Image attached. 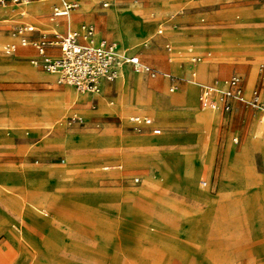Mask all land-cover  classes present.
Returning a JSON list of instances; mask_svg holds the SVG:
<instances>
[{"label":"rangeland","instance_id":"obj_1","mask_svg":"<svg viewBox=\"0 0 264 264\" xmlns=\"http://www.w3.org/2000/svg\"><path fill=\"white\" fill-rule=\"evenodd\" d=\"M157 1L98 0L91 6L81 4L84 11L88 10L85 14L89 16V19L83 22L86 27H92L94 31L103 30V24L95 23L93 19L97 20L96 12L104 11L105 14H99V17L100 20L102 16L105 17L103 19L105 32L111 35V39L116 41L120 49L128 54L137 51L135 55H138L156 71L153 76H148L145 71H135L132 74V71L128 70L115 78L114 87L117 96L114 103L116 105L150 104L149 95L145 98L141 97L144 87L164 97L170 94V96L180 95L175 93H181L184 89L182 84L187 81H190L189 88H193L196 96L198 85L205 83L207 79V72L209 76L206 83L215 86H217V80L224 82L234 72H237L244 80L250 69L253 73V83L252 79L249 80L248 90L259 80L258 73L264 71V55H252L251 52H245L242 48L233 47L238 46L239 42L250 33L249 29L240 28L233 35L223 40L220 38L217 49L226 52H211L210 54H207V46L203 44V41L188 40V44L181 51L179 47L173 45L177 43L174 38L171 39L172 47L166 37L161 42L154 40L157 36H164L167 30L175 29V25L193 26L187 28L188 31L179 29L182 36L200 35L208 28L211 33H214L218 29L214 25L221 21L232 26L237 23L241 19L239 11L231 13L225 11L222 14L221 0H182L171 9L159 4L155 5L154 10L165 9L157 12L150 8ZM262 1L264 0H255L254 4L259 5ZM103 2H108V6L102 7ZM79 8L78 3V7L73 12H78ZM44 11H46L45 1L0 5V14L5 15L1 18L5 21L0 25V32L13 36L12 25L14 23L25 21L31 23V12L43 13ZM137 11L141 18L153 23L156 20V22L151 28L146 26L148 30L142 36L132 42H127L131 24L123 16L134 13L135 18L139 19ZM109 13L114 16L115 21L106 19ZM72 15L65 19L71 21ZM236 15L240 16L235 18ZM44 16L46 19L47 15ZM141 18L140 21L147 25L148 22ZM57 24L58 22H54L51 25L56 26ZM159 28L162 29L161 34H157ZM147 36L151 47L149 50H144L142 45L147 40L145 38ZM7 41L14 42L6 37L0 39L1 43ZM163 44H168V48L161 50ZM244 47L252 50L257 45L247 40ZM176 50H180L181 54L177 55ZM183 52L189 58L184 57L179 60ZM227 52L241 55H230ZM195 55L198 56L194 60L190 59ZM3 57L29 65V58L19 55V52ZM169 57H171L169 63L173 72L179 64L182 68L193 65L192 72L190 68L183 75L170 73L167 70ZM34 69L40 70L39 68ZM112 85L113 81L107 84L104 91L99 88L93 95L86 97L77 95L73 91L67 92L60 87L54 88L70 98L67 107L54 123L63 130L65 137L72 144V152L67 150L63 152L64 155L42 156L28 149L14 154L0 151V163L2 165L10 163L14 167V169L0 170V256L6 252L9 256H13V258L8 257L5 264H34L35 259L42 260L44 264H179L175 262L176 257L158 258V250H172L176 247L189 250L191 247L188 244L191 241L197 242L203 239L207 219L214 206L211 194L217 190L221 160L225 150L231 158L247 137L243 147H249L252 141L254 143L258 141L257 143L261 144V139L257 138H264L262 126L259 128L257 124L254 129L259 128L257 131H244L241 129L240 120L237 119L229 129L224 119H221L220 113L208 108H204V111L218 113L212 130L179 120L171 126L169 124L160 126L161 131L158 135H154L150 129L132 128L126 119L129 114L135 113L132 111L123 117L118 114L105 115L100 118L86 116L85 113L88 114L98 107L102 98H109L116 94ZM51 90L52 85L46 79L0 80V94L15 96L19 99L49 94L52 93ZM185 95L182 94L184 97ZM93 97H96V100H93ZM193 100L191 96V102L186 101V106H192L193 103L195 105ZM106 105L111 106L109 103ZM131 107V109L135 108ZM99 111L102 110L99 109ZM104 111L112 112L109 108ZM197 120L203 122L205 126H208L210 121V119ZM33 127H43L46 130L50 128L42 120L31 123L28 119H13L8 123H0V130H5V134L16 132L15 142H21L24 146L36 142V136L29 138L26 134ZM193 128L197 130L203 143L210 142L213 147L211 171L214 187L212 192L208 187L201 188V185L197 184L198 180L209 179V175L198 169L191 159L184 160V164L178 169L167 168L168 173L159 172L158 166L152 161H133V155L140 153L137 152L138 150L142 152L149 150L148 146L136 143L138 140L135 137L141 135L157 137L167 131L184 132ZM106 131L113 137L109 145H99L90 138L91 135ZM234 135L238 136L236 144L232 142ZM252 135L256 136V140H252ZM43 141L45 142L46 139H42L41 142ZM172 145L158 143L155 149H169L173 148ZM252 159L256 174L264 175V163L258 150L253 152ZM245 164H242V167L245 168L243 170H247L246 180L250 185L251 173L248 172L249 169ZM107 166L110 168L107 169ZM64 168L67 173L64 172ZM169 171L179 172L182 179L194 188L195 193L200 195L202 202L198 209L199 213L186 209L185 205L176 207L169 202L173 194H165L167 193L166 188L162 186L160 179L163 178L168 185L178 184L181 181L178 176ZM64 176L69 177V180H63ZM136 176L139 180L135 182L133 179ZM147 193L150 194L147 195L148 197L145 196L144 200V195ZM159 197L163 199L159 201ZM82 199H86L87 202L78 201ZM226 199V195L221 194V198L218 196L215 200L217 207L206 233V243L212 248L207 256L212 264L216 263V255L221 260V254L227 259L226 262L224 261L225 264H232L234 260L244 257V247L252 243L246 222L240 215L239 206L227 205L224 203ZM220 200L221 208L218 206ZM187 204L196 205L197 202L188 200ZM181 207L185 208L183 209L185 213L193 212L197 219H185L186 225L179 232H175L176 240L171 244L166 239L167 235H164L166 232H163L164 227L157 218L169 224L178 225L181 220L176 213L182 211ZM260 209V204L256 205L255 211ZM99 215H104L105 218ZM88 230H90L88 239L90 242L95 241L96 246L91 245V247L89 241L87 243L82 239V234L87 233ZM262 236L264 237V221ZM76 238L78 240H75ZM161 238L165 243L161 241ZM4 239L11 247V252L8 251L9 247ZM116 241L120 247L125 248L121 250V253L113 246ZM245 260L246 264H253L252 258L245 256ZM219 263L221 264V261Z\"/></svg>","mask_w":264,"mask_h":264},{"label":"crops","instance_id":"obj_2","mask_svg":"<svg viewBox=\"0 0 264 264\" xmlns=\"http://www.w3.org/2000/svg\"><path fill=\"white\" fill-rule=\"evenodd\" d=\"M46 2V11L43 13H35L31 12V23L28 21L25 22H16L12 25V31L14 27L18 24H23L27 26H31L32 30L25 33V36L28 40H36L39 38L40 34L46 35L48 39H53L56 34H63L68 30H79L81 25H85L83 22L87 21L89 16H87L85 13L88 10L84 11V7L81 6V4L84 6H91L94 3H96L93 0H80L79 1V11L74 13L72 10L68 15L66 16H59L55 17L53 19H50L51 15V9L53 4L57 3L53 0H44ZM182 0H158L150 8L154 10L155 5H161L166 7L167 9L174 8L179 2ZM255 0H221V12L222 14L227 11V13H231L234 11H239L241 13V19L237 21L233 26L228 24L225 21H221V23H218L214 26H217L218 28L216 32L211 33L210 29L208 28L207 31H205L203 34L196 36H190L185 35L182 36L179 33V29L187 30V28H192V25L184 24V25H175V29H171L172 31L167 30V32L164 34V36H157L158 39H154L156 42H161L163 38H168L169 42H172L171 39H175L177 43H174L173 45L175 47H179L181 51H183L184 46L188 44V40L195 39L196 41H203L208 51L207 54H210L211 52H226L221 51L217 49V45L219 43V40H223L224 38L229 37L230 35H233L235 31L238 29H249L250 33L244 37V39L239 42L240 44L238 46L234 45V48H242L245 52H251L252 55H264V1H262L259 5L254 4ZM32 2H40V1H32ZM103 3H106L107 5L104 6ZM102 7H107L108 2H103ZM11 5V4H8ZM129 8V7H128ZM127 8V9H128ZM120 9V8H115ZM166 9V10H167ZM123 10V9H121ZM165 10V9H162ZM162 10H154L157 12H161ZM73 12V13H72ZM103 12H96L95 15H97V20L93 21L95 23L101 22L103 24V30H96L93 33V40L95 43L99 42L100 40H106L107 42L115 43L117 47V42L113 41L111 39V35L105 32V26H104V20L102 16V20H100L99 14H103ZM47 15V18L45 19L44 15ZM73 14V15H72ZM105 14V13H104ZM127 14V13H123ZM221 14V15H222ZM72 15L71 21L66 20L65 17ZM94 15V16H95ZM3 16L0 14V25L3 24L5 20L1 19ZM137 16L139 17V21L141 16H139L137 11ZM240 15H236L235 18H238ZM145 20V18H141ZM47 20V21H45ZM155 20V19H152ZM147 25L143 23V26H147L151 28L152 24L154 26L156 20L154 23L149 20H145ZM144 21V22H145ZM54 22H58L56 26L51 25ZM152 26V27H153ZM162 29H157V34H161ZM12 35H4L2 32H0V39L3 37H6L8 39L14 40V42L7 41L6 43L0 42V80L1 79H14V80H21V79H30V80H45L47 82H50L52 85V93L41 95V96H33L28 98H16L15 96L11 95H1L0 94V123H8L11 122L13 119H28L31 123L37 122L42 120L44 124L49 125L50 128L47 130L43 127H33L32 129H29L28 132H26L27 136L29 138H34L36 136V142L29 143L27 146H24L21 142H15V137L17 133L15 134H5V130H0V151L14 154L23 151L24 149H28L31 152H33L36 155H42V156H49V155H64V151H70L72 152V144L68 141L67 137H65L63 130L56 126L55 119H58L60 115L62 114L63 110L67 107V104L70 100V98H67L58 89H54L55 87H60L64 89L67 92L73 91L75 94L86 97L88 95H93V93H79L77 92L72 86L65 85V84H58L56 82V76L52 73H48L44 70H42L39 66L33 64L31 61L37 57L36 49L31 45H21L20 44V37L14 33ZM109 39H107V38ZM16 38V39H15ZM17 40V41H15ZM150 39H147L143 42V48L144 50H149L151 47V44L149 43ZM249 40L250 42H254L257 47L255 49H246L244 47V43ZM80 41H82L80 39ZM7 44H15V50L11 54H4L2 52L3 46ZM165 48H168V44L161 45V50H164ZM138 49V48H137ZM176 50V54L180 55L181 51ZM118 51V49H117ZM19 52V55L25 56L29 58V65L24 63H18L12 60L8 57V55H13L15 53ZM119 52V51H118ZM137 52V51H136ZM132 54H126L123 56L130 57V56H137L139 61L148 66L144 60H142L138 55H135V53ZM46 53L50 56H56L59 54V49L54 46H48L46 47ZM203 54V55H207ZM227 54H240V53H228ZM241 55V54H240ZM198 55L193 56L190 59H195ZM243 56V55H242ZM187 57V55L182 54L181 57H179V60L181 58ZM170 58H168L167 61V70L170 73L174 74H184L186 70L192 67H185L182 68L179 64L178 67H175V72L172 71V67L170 65ZM189 58V57H187ZM198 62V61H197ZM180 63V61H179ZM204 63V62H202ZM131 71L132 74L135 72L130 64L126 63ZM206 65V63H205ZM150 67V66H148ZM39 68L40 70L34 69ZM153 69L152 67H150ZM125 70L124 72H127L128 70ZM154 70V69H153ZM205 70L207 72V66L205 67ZM123 72V73H124ZM148 76L150 75L147 71H145ZM122 73V74H123ZM238 74L237 72H234ZM47 74V75H46ZM233 74V73H232ZM231 74V75H232ZM252 69H250L247 73V77L243 80L241 78V84L243 88L244 95L248 97L250 95V92L253 89H258L261 96L264 97V81L260 78V72L259 74V80L255 82L253 85H251L250 89L248 90L249 80L252 79ZM230 75V76H231ZM208 72H207V79L208 80ZM114 80H102L100 82V89L101 91H104L107 87V84L109 82L113 81V88L114 87ZM143 80V79H142ZM205 81V83H206ZM189 82H183V91L181 93H175L180 94L176 96H170L166 95L161 96L158 94H155L148 90L146 87H144L142 91L141 97H146L149 95V98L151 100L150 104L147 103H136V104H127V105H116L114 103V100L117 96V91L115 90L116 94L109 97V98H102L100 102L98 103V107L95 109H91L92 111L90 113H85L88 117H97L100 118L105 115L110 114H118L120 116H125L129 111L135 112L131 113L127 116V121L129 122L130 126L132 128L136 129H150L151 132L154 135L160 134V126H165L167 124L174 125L179 120H185L187 123H190L191 125H197L202 128H208L210 130L213 129L214 124L216 122V119L218 118L217 112L212 111L213 113H207L204 111L205 109L200 107L198 103V94L200 90V85L205 84H199L198 90L196 87V96L194 94L193 88H189ZM218 87H223L224 82L222 80L216 81ZM253 83V79H252ZM195 84V83H194ZM207 84V83H206ZM173 89V88H172ZM138 90V89H137ZM190 93L193 96V101H195V105L192 106H186L187 100L186 97L190 96ZM182 94H186L185 97L182 96ZM190 96V97H191ZM93 100H96V97H93ZM92 102V101H91ZM97 103V102H96ZM107 103L111 104V106L107 107ZM134 106L135 108L131 109ZM109 108L110 111H104ZM102 110V111H99ZM210 109V108H208ZM88 110V109H87ZM85 110V112L87 111ZM141 110V111H136ZM217 110L220 115L221 119H224L227 126H232V123L235 122L237 119L240 120L241 123V129L244 131H257L260 126H262L263 134H264V123L259 119L258 113H254L252 109L244 105L243 103L235 102L233 103L232 109L228 112L222 111L221 109H212ZM133 117H139V118H149L151 122L149 124L140 122H134L131 120ZM197 119H210L209 125L205 126V124ZM100 120V119H99ZM257 124L259 125V128L257 130H254L257 127ZM154 129H159V133H154ZM37 130H39V133H37ZM210 139V136H208ZM93 141L97 142L99 145H109L112 143L113 137L111 134H109L108 131L100 134L91 135L90 137ZM137 138V142L141 145L148 146L147 152L137 151L140 152L139 154L133 155V161L134 162H140V161H152L154 162L158 168L159 172L168 173L167 168L175 167V169L180 168L184 164V160L191 159L194 163V165L200 169L203 172L208 173L207 179H201L206 181V185L202 186L200 184V180H198V185H201L200 187H208L210 192H212V188L214 187V183L212 182V171H211V164H212V156H213V147L210 142H207L206 144L201 141V137L199 136V133L196 129H190L188 131L180 132V131H167L164 132L161 136L153 137L150 135H141L135 137ZM252 140L256 138L255 135L251 136ZM42 139H46V141L41 142ZM248 139V137L244 140V142L241 144L237 152L233 155V157H229V154L225 150L222 160H221V173L219 175L218 181H217V190L215 193L212 192V198L215 202L217 197L219 196L221 198L222 195H226L227 199L224 203H227V205H237L240 208V212L243 217V219L246 222V226L248 229V234L252 237V243L248 246H245L243 253L245 254L244 257L241 259H236L232 262V264H246L245 256H248L252 258L253 264H264V237L263 235V221H264V175L259 176L255 172V166L254 161L252 159V154L255 150H258L260 152L262 161L264 163V158L262 155V150H264V138L260 137L257 139H261V145L260 147L256 148L254 144H260V143H254L253 141L250 143L249 147H243L245 141ZM256 140V139H255ZM19 141V139H18ZM232 142L236 144L238 142V136L234 135L232 136ZM170 144L173 148L169 149H155L156 144ZM195 152H198L197 154ZM246 163L245 165L248 167V172H250V185H248L246 180V171L243 170L245 168L242 167V164ZM14 169L12 165H2L0 163V170L3 169ZM107 169L110 168V166L106 167ZM64 172L65 168H64ZM67 173V172H66ZM169 173L174 174L178 176L181 181L178 184H172L168 185V183H165V181L160 179L161 184L163 187L166 188L165 194H173L172 198L169 199V202L176 207L178 205H182L186 207V209H191L193 212H198V209L201 207L202 200L199 197L197 193H195L194 188L186 183L179 172H171ZM47 180V179H46ZM63 180H69V177L64 176ZM135 182L139 180V177L136 176L133 179ZM213 183V184H212ZM150 192V191H149ZM150 194V193H149ZM148 193L144 195H149ZM148 197V196H147ZM165 198V196H164ZM163 198L159 197V201ZM188 200H194L197 202L195 205H189L187 204ZM201 200V201H200ZM214 204L213 210L211 214L209 215V218L207 219L206 223V230L204 233V237L201 241H191L188 245H190V249L186 250L182 247H176L172 250H158V258H165L168 259L170 257H176L175 262H178L179 264H212L210 259L208 258L207 254L210 249H212L209 245H207L206 241V233L208 230V227L210 226V222L212 219V216L215 213V208L217 207V204ZM208 203V202H207ZM260 204L261 209L258 211H255L256 205ZM219 208H221V200L218 203ZM146 208V207H145ZM182 211L179 213H176L179 215L180 218V224L178 225H172L169 224L159 218L158 222H160L164 229L163 232H166L164 235L168 241L172 244L175 240V232L180 231L186 223L184 222L185 219H197L193 212H186L183 211V207L180 208ZM259 209V208H258ZM199 213V212H198ZM193 214V215H190ZM156 219V218H155ZM197 225V224H195ZM167 227V228H166ZM166 229V230H165ZM89 232L83 233L82 236L84 240L89 245H95L96 243L90 242L89 238ZM169 235V236H168ZM114 237V235H113ZM163 240V238H161ZM75 240H78L76 238ZM5 244L6 239H4ZM165 243V242H164ZM8 246V245H7ZM115 248L120 251L125 249L123 247H120V244L116 241L114 243ZM92 247V246H91ZM240 250L242 248H239ZM230 253V252H229ZM8 255V253L6 252ZM127 255V254H126ZM231 255V254H228ZM10 258H13V256H9Z\"/></svg>","mask_w":264,"mask_h":264},{"label":"built area","instance_id":"obj_3","mask_svg":"<svg viewBox=\"0 0 264 264\" xmlns=\"http://www.w3.org/2000/svg\"><path fill=\"white\" fill-rule=\"evenodd\" d=\"M26 1L44 0H0V5L18 4ZM50 19L59 16H66L78 7L79 0H53ZM106 6V3H103ZM32 27L18 24L14 27L13 33L20 37V44H31L37 52V57L31 62L42 70L56 76L58 84L72 86L79 93H92L100 87L102 80H113L117 74L120 63H128L133 70H144L150 75L155 70L142 64L137 56L126 57L117 51L115 43L100 40L95 43L92 36V27H82L79 30H68L63 34H56L53 39L40 34L36 40H28L25 33L31 31ZM80 39L82 41H80ZM54 46L59 49V54L50 56L46 53V47ZM15 50V44L3 46L4 54H11ZM260 78L264 81V71H260ZM243 103L254 113H258L259 119L264 123V97L258 89H253L246 97L243 92L241 78L233 73L224 81L223 87L211 84L200 85L198 103L202 108L221 109L228 112L232 109L233 103ZM134 122L149 124V118L133 117ZM159 133V129H154ZM202 186L206 185L205 180H200Z\"/></svg>","mask_w":264,"mask_h":264},{"label":"bare ground","instance_id":"obj_4","mask_svg":"<svg viewBox=\"0 0 264 264\" xmlns=\"http://www.w3.org/2000/svg\"><path fill=\"white\" fill-rule=\"evenodd\" d=\"M80 1V0H79ZM78 1V2H79ZM27 2V1H26ZM25 3V2H24ZM113 12V11H112ZM113 15H114V12H113ZM111 13H109L107 16H106V19L108 20V21H111V20H113V16ZM124 18L126 17L127 19H128V21H129V23L131 24V26H130V32H129V40L127 41V42H132L133 40H135L137 37H140V36H142L144 33H146V30H148L147 29V27L146 26H143L144 24L142 23V21H139V19H136L135 18V15H134V13H130V14H127V15H125V16H123ZM103 19H105V17H103ZM113 21H115V20H113ZM117 21V20H116ZM82 27H85V25H81ZM146 39L148 38V36L147 37H145ZM145 40V39H144ZM143 40V41H144ZM117 49H118V51H119V53L121 54V55H126V54H128L127 52H125V51H123L122 49H120V47L117 45ZM127 69H130V67L126 64V63H120V66H119V68H118V70H117V74H116V76H115V78H117L121 73H123L125 70H127ZM131 70V69H130ZM138 71H144V70H138ZM137 71V72H138ZM218 87V86H217ZM99 90V88H97L94 92H97ZM94 92H92V93H94ZM186 100H187V102H191V97L190 96H187L186 97ZM194 104V103H193ZM256 142V141H255ZM258 142V141H257ZM260 145L261 144H255V147L256 148H258V147H260ZM262 155H263V158H264V150H262ZM70 198H73L72 196H69ZM75 200V199H74ZM62 201H64V200H62ZM75 201H77V200H75ZM78 201H82V202H87L86 201V199H82V200H78ZM79 203V202H78ZM71 207V206H70ZM74 208V207H73ZM91 213V212H90ZM95 216V215H94ZM99 216H101V217H104L105 218V216L104 215H99ZM9 247V249H8V251H10L11 252V247L10 246H8ZM39 248V247H38ZM34 251V250H33ZM224 252V251H223ZM229 252V251H228ZM225 253V252H224ZM217 257H216V263L215 264H220L219 262L221 261V264H225V262L227 261V259H226V257H225V255H222L221 254V260H220V257L218 256V255H216ZM230 256V255H229ZM22 258H23V256H22ZM8 259V255L6 254V253H4L3 255H1L0 256V264H5V262H6V260ZM230 259V258H229ZM19 260V259H18ZM225 261V262H224ZM229 261V260H228ZM230 261H232L231 259H230ZM15 262V261H14ZM34 264H44V262L42 261V260H39V259H35V261H34ZM227 264V263H226Z\"/></svg>","mask_w":264,"mask_h":264}]
</instances>
